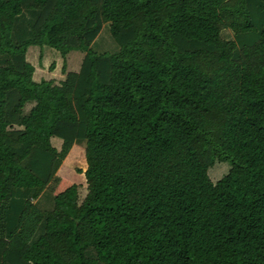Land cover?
<instances>
[{"label":"trees","instance_id":"trees-1","mask_svg":"<svg viewBox=\"0 0 264 264\" xmlns=\"http://www.w3.org/2000/svg\"><path fill=\"white\" fill-rule=\"evenodd\" d=\"M73 144L86 195L42 209ZM0 264H264V0H0Z\"/></svg>","mask_w":264,"mask_h":264},{"label":"rangeland","instance_id":"rangeland-1","mask_svg":"<svg viewBox=\"0 0 264 264\" xmlns=\"http://www.w3.org/2000/svg\"><path fill=\"white\" fill-rule=\"evenodd\" d=\"M86 26L90 30L86 35V40L91 41V44L92 41L95 42L94 45H92L93 50L97 52H115L117 50V47L108 36L106 24L101 21L99 16L94 20L88 21ZM222 37L225 39H233V34L229 30H224L222 31ZM100 39L102 40L100 41ZM67 42L74 43L72 39H68ZM32 48L34 47L29 48L26 59L34 66V81L52 79L55 83H58L60 79L66 76V74L61 71L63 60L57 53L55 54V52H52L48 48H36L35 51H33ZM39 54H41L40 57ZM83 56L84 53H79L78 51L70 53L67 56L68 63L67 65L65 64L66 73L76 72ZM28 108L29 107H27V109ZM52 145L59 151L61 148V141L53 140ZM228 168L229 166L225 163H215L209 170V176L212 180H218L227 173ZM86 169L87 163L84 144H73L65 157L61 160L55 172L54 177H56V180L46 187L43 195L40 197L41 199L37 203L38 206L42 209L49 208L51 206V197L61 193L73 184L78 186V198L79 203H81L87 192V183L84 175ZM33 202L35 203L36 200Z\"/></svg>","mask_w":264,"mask_h":264}]
</instances>
